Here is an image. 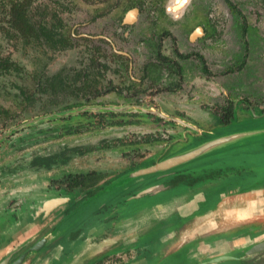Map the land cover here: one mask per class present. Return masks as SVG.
I'll list each match as a JSON object with an SVG mask.
<instances>
[{
	"label": "flooded vegetation",
	"instance_id": "af4514ba",
	"mask_svg": "<svg viewBox=\"0 0 264 264\" xmlns=\"http://www.w3.org/2000/svg\"><path fill=\"white\" fill-rule=\"evenodd\" d=\"M222 2L228 14L227 49L231 60L225 71L211 70L206 66L200 49L208 46V41L217 43L221 32L218 28L220 22L208 13L207 7L194 0H84L87 12L82 34L75 32L79 25L69 27L61 17L54 19L53 14L50 17L53 19H46V22L40 16L35 26L37 43L45 45L50 55L65 53L77 42H82L86 51L83 53L85 65L75 72L77 75L72 81L60 74L46 79H61L58 85H52L53 92L69 90V99L74 101L67 103V108L130 107L141 110L131 114H108L111 116L109 126L132 125L135 122L124 120L125 117H131L136 118L137 122H151L168 129L163 138L148 136L134 144H163L162 150L142 159L153 158V165L171 156L169 154L174 148L187 144L189 137L194 139L211 132L197 126L199 122L204 125H224L231 123L237 112L243 118H246L249 110H258L259 115L264 114V94L257 88L259 85H255L256 88L251 86V68L245 62L249 60L251 46L256 49L257 59H264V53H261L264 35L259 28L264 15V0ZM198 74L203 78L215 75L220 80L232 76L229 84L215 86L216 95H204L198 91ZM42 84L38 86L41 90L48 87ZM115 116H119L118 121H114ZM69 152L81 156L89 151L73 149ZM59 157L60 161L53 166L65 165L73 158L68 154H59ZM138 164L129 167V172L134 171ZM52 167L42 169L50 170ZM181 170L185 171L176 173L169 182L170 186L191 185L200 179L188 175L189 168ZM120 174H126V171L111 177L101 174L94 176L93 172L67 174L64 176L67 183L59 188L62 192L58 197L64 198V204H74L88 194L87 197L103 189ZM76 177H85L84 182L87 184L83 189L74 188ZM92 178H96L94 183H90ZM145 182L147 185L142 187ZM145 182L133 187L130 191L132 193L124 195L118 204L139 202L148 197L134 199L137 193L155 184ZM159 183L165 182L162 180L156 184ZM22 210V213L26 212V209ZM8 211L3 212L6 213L5 217L13 218L8 217Z\"/></svg>",
	"mask_w": 264,
	"mask_h": 264
},
{
	"label": "rangeland",
	"instance_id": "374dc122",
	"mask_svg": "<svg viewBox=\"0 0 264 264\" xmlns=\"http://www.w3.org/2000/svg\"><path fill=\"white\" fill-rule=\"evenodd\" d=\"M248 1L250 2V0ZM28 2L30 3L28 20L31 25L36 26L39 23L40 16L44 22H46V19H53L50 18L53 14L55 16L54 19L58 20L61 17L69 27L71 25H79L75 32L76 34L78 32L80 34L83 33V23L87 12L84 0H28ZM194 2L207 7L208 13L220 22L218 28L221 32L217 43L208 41L206 42L208 46H203L200 51L204 54L208 69H216L219 72L225 71L231 62L230 51L227 49L229 34L227 29L228 14L226 13L225 5L222 0H194ZM259 28L264 35V15L260 20ZM67 30L69 32V29ZM254 50H256L255 47L251 46L249 60L245 62L251 68V86L256 88L259 85L257 88L264 94V59L261 57V60H258ZM84 52L86 51L83 49V43L77 42L73 44V47L67 49L65 53L56 52L50 55L47 47L43 44H38L37 41L34 44L25 43L17 35V32L11 29L7 16L0 15V58H6L14 62L20 69L18 72L12 71L9 74L0 76V188L6 191L5 196L10 190V186L12 188L19 185L23 188L33 185H37V188L44 186L42 193L39 190L32 196V192H26L27 197L25 198L27 201L39 202L36 199L39 196L46 197L44 196L45 193L48 195L61 193L62 190H59V188L67 183L64 178L67 174L93 172L94 176L101 174L102 176L110 175L111 177L123 170L127 174L129 173V167L138 162L139 164L134 167L135 170L150 166L153 158L142 159L153 156L162 150L163 144L152 145L143 143L141 146H139L140 144L138 146L134 144L140 142L141 138L148 136L163 138L164 135H167L168 129L161 126L158 127L151 122L142 120L137 122L136 118L131 117H125L124 120L133 121L137 124H126L121 127L109 126L108 123L111 116L108 114L111 113L96 114L92 109L98 108L89 107H80L89 109L86 114L76 113V109L80 108H67L65 106L67 103L74 101V99H69V90L53 92L54 88L49 86L43 87L42 90L37 86L38 78L44 83L48 76L53 77V75L58 74L72 81L77 75L75 72L83 69L85 65L83 62ZM261 53H264V43ZM246 73H248V70H246ZM231 76H225L220 80V78L216 79L215 75L203 78L198 74V91H201L204 95L207 93L216 95L214 92L215 86L229 84ZM235 81L237 82V79ZM220 100L222 101L221 96ZM68 110L75 114L68 118H56L46 122H39L40 118L50 117L55 114L62 115L63 112ZM237 113L236 118L229 124L211 123L204 125L199 122L197 126L214 131V136L218 137L235 129L246 128L245 126L254 121L256 115L259 116L258 110H249L246 118ZM118 118L119 116L114 121H118ZM31 121L34 122L33 125L23 128L27 122ZM20 126L23 129L15 131ZM175 132L171 131V133ZM210 138L207 133L194 139L189 137L187 144L174 148L169 155L188 150ZM262 148L264 150L263 143L253 145L252 150L257 149L256 152H259ZM73 149L85 152L88 150L89 152L78 156L69 152ZM52 154H68L72 155L73 158L67 164L59 165L58 167L53 166L50 170L41 169L35 171L29 167L34 156ZM226 154L228 153L219 154L218 165H212L211 162L206 161H196L183 168H189L187 174L191 177L198 175L202 177L205 174L217 171L216 166L217 168L221 166L228 167L230 162H227ZM228 160L232 161V158H228ZM195 164L200 166L193 167ZM120 176H115L113 181ZM93 180L94 178L90 180V183ZM146 181L148 184L155 183L154 178L146 179ZM112 182L104 186L103 189H98L99 191L97 190L89 197H87L88 194L86 198L80 199V201L82 200L80 203L79 201H75L74 204L72 202L67 209L68 211L64 214L63 223L61 222L58 227H61L60 229L62 230L69 221L78 216H88L87 219L92 218L96 211L95 208L101 205L107 204L108 207V204L112 203V206L120 211L119 208H121L122 204L121 202L118 204V201H121L124 195L131 194L132 192L130 191L133 188L131 187L127 193H119L118 188L110 189L109 185ZM220 184L222 188L225 187L224 183ZM146 185L145 182L142 187ZM49 191L51 192L49 193ZM136 204L134 201L130 202L125 211L128 213L134 211L137 208ZM171 262L166 261L165 264Z\"/></svg>",
	"mask_w": 264,
	"mask_h": 264
},
{
	"label": "crops",
	"instance_id": "0c3cea01",
	"mask_svg": "<svg viewBox=\"0 0 264 264\" xmlns=\"http://www.w3.org/2000/svg\"><path fill=\"white\" fill-rule=\"evenodd\" d=\"M252 148L228 151V167L216 166L217 171L198 175V182L191 185L170 186L171 178L185 170L174 171L162 179L165 183L153 196L134 202V211H125L128 203L120 211L112 203L101 205L92 218L78 216L62 230L58 226L70 204L45 216L25 210L26 192L33 196L44 186H10L6 196L0 188V261L12 252L15 259L44 237V247L29 254L23 264H200L245 250L264 239V185H255L264 179V150ZM208 159L218 165L219 155ZM59 195L45 193L36 200ZM23 206L25 213L14 210ZM8 209V217L15 211L12 222H1ZM260 263L264 255L242 262Z\"/></svg>",
	"mask_w": 264,
	"mask_h": 264
},
{
	"label": "water",
	"instance_id": "95a60500",
	"mask_svg": "<svg viewBox=\"0 0 264 264\" xmlns=\"http://www.w3.org/2000/svg\"><path fill=\"white\" fill-rule=\"evenodd\" d=\"M76 113L81 112L82 114H86L87 110L85 108L76 109ZM94 110V113H137L141 112L140 109L137 108H112V109H106V108H98V109H92ZM62 114V113H61ZM74 112L65 111L62 115H53L50 117H44L40 118L39 122H46L50 121L56 118H68L69 116L74 115ZM36 123V122H35ZM34 122H27L26 126L23 128H26L28 126L33 125ZM246 128H243L241 130H233L230 132H227L225 134H221L218 137H215L214 131H211L208 134L210 136V139L204 140L198 145H195L194 147L185 150L183 152L176 153L174 155H171L167 158H164L162 160L156 161L153 165H150L148 167L137 169L134 171H130L127 174L121 175L120 177L116 178L115 181H113L109 187L112 188H118L119 193H127L128 190L135 186L137 183H143L146 181V179L154 178V186H151L149 188H146L135 196L134 199H140L145 196H153L157 190L161 189L162 183L156 184L159 181H162L163 178L166 176H169L173 174L174 171L179 170L187 165H190L196 161H205V159L211 158L213 156H217L219 154L227 153L230 150H236L244 147H251L253 145L257 144H264V114L255 116L254 121L250 122L248 126H245ZM21 126L15 129V131H19L23 129ZM220 156V155H219ZM199 163V162H198ZM206 163V162H205ZM255 185H264V179L257 180L255 182ZM118 193V194H119ZM16 204V201H14ZM31 203L30 206L28 203ZM64 204V198L55 197L51 198L45 201H27L25 202L24 206L26 210L30 209L29 212H32L33 215L35 214H42L45 216L49 212H51L53 209H56ZM24 206L22 207L24 209ZM17 211H21L22 209L20 207H17ZM15 214V211L12 215ZM11 215V216H12ZM11 218V217H10ZM9 221V218L2 219L1 222ZM46 243V238L40 239L38 242H36L31 248H28L24 252H22L19 256H17L14 260H11L12 257H14L16 252H12L9 255H7L6 258H4L2 261H0V264H23L25 259L29 256V254L39 251L44 247ZM20 250V249H19ZM239 254L242 256V262L245 263L249 260H252L253 258L257 256H263L264 255V239L256 242L252 245H250L247 249L236 252L232 255H220L217 257H214L208 261L201 262L200 264H221L225 263L227 261L233 260L234 257ZM264 264V263H263Z\"/></svg>",
	"mask_w": 264,
	"mask_h": 264
},
{
	"label": "trees",
	"instance_id": "16d2710c",
	"mask_svg": "<svg viewBox=\"0 0 264 264\" xmlns=\"http://www.w3.org/2000/svg\"><path fill=\"white\" fill-rule=\"evenodd\" d=\"M29 8H30V3L28 2V0H0V15L7 16L11 29L17 32V35L21 37L25 43L34 44L37 40V34H36L35 26L29 23L28 20L29 18L27 17L29 15L28 14ZM12 71L13 72L20 71L17 64L6 58H0V76L9 74ZM59 81H61L59 77H54L52 78V81L46 79L44 83L46 84V86L53 88V86L59 84ZM37 86H43L39 78L37 81ZM20 92H22V90H20ZM58 159H60L59 154H55L51 156L36 155L31 160L29 167L35 170L42 168L49 169L50 167L55 165L58 161H60ZM62 159H66V158H62ZM84 178L85 177H76L75 181L73 182L74 188L83 189L87 184V182L86 183L84 182ZM95 181L96 179H94L92 183H94Z\"/></svg>",
	"mask_w": 264,
	"mask_h": 264
},
{
	"label": "bare ground",
	"instance_id": "6f19581e",
	"mask_svg": "<svg viewBox=\"0 0 264 264\" xmlns=\"http://www.w3.org/2000/svg\"><path fill=\"white\" fill-rule=\"evenodd\" d=\"M178 2H180L181 0H177ZM221 264H242V256L237 254L233 260L227 261L225 263H221Z\"/></svg>",
	"mask_w": 264,
	"mask_h": 264
}]
</instances>
